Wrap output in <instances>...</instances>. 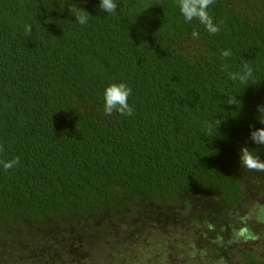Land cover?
I'll return each instance as SVG.
<instances>
[{"label":"trees","instance_id":"trees-1","mask_svg":"<svg viewBox=\"0 0 264 264\" xmlns=\"http://www.w3.org/2000/svg\"><path fill=\"white\" fill-rule=\"evenodd\" d=\"M116 3L110 15L99 0H0V160H20L0 166V219L133 213L205 188L235 205L240 146L264 160L249 138L250 124L262 126L264 0H215V35L186 23L176 0ZM72 4L90 14L86 25ZM244 61L259 82L243 89L225 66ZM109 82L129 86L133 115L104 114ZM234 96L241 106L226 103Z\"/></svg>","mask_w":264,"mask_h":264},{"label":"rangeland","instance_id":"rangeland-1","mask_svg":"<svg viewBox=\"0 0 264 264\" xmlns=\"http://www.w3.org/2000/svg\"><path fill=\"white\" fill-rule=\"evenodd\" d=\"M239 179L243 195L235 205L205 188L133 213L2 218L0 264H242L246 250L264 257V223L255 220L264 172L242 167ZM243 215L254 240L236 236Z\"/></svg>","mask_w":264,"mask_h":264},{"label":"clouds","instance_id":"clouds-1","mask_svg":"<svg viewBox=\"0 0 264 264\" xmlns=\"http://www.w3.org/2000/svg\"><path fill=\"white\" fill-rule=\"evenodd\" d=\"M215 2V0H176V5L179 12L184 18L186 23H191L193 20L198 21L202 24L209 34H217L221 31L219 23L214 22L212 16L209 14V7ZM99 7L107 14H115L117 9L116 0H99ZM69 12L74 19L81 25H86L89 22L90 14L83 8L78 7L76 4H72L68 7ZM25 31L30 32L31 28L29 25H25ZM194 38H199V33L196 31L192 32ZM233 53L229 49L221 51V57L227 58L232 56ZM225 71L230 80L238 82L243 86V89L250 84H256L259 82L254 76L253 65L244 61L238 70L228 71L225 66ZM103 112L105 115L111 116L114 112L122 116H131L134 113L133 107L129 104V96L131 95V89L124 82H109L104 86L103 89ZM228 105L241 106L242 102L237 99V96L229 97L227 102ZM257 117L260 127H254L249 125V138L251 141L264 147V104H258L257 106ZM221 120H217L215 127L217 128ZM209 129L212 127L208 126ZM0 151H3V147L0 146ZM238 161L239 165L249 171L264 172V160L260 159L257 155V149L250 148L246 144L241 145L238 150ZM20 163L19 157H14L10 160H0V166L5 170H10L17 167ZM250 219L248 215L240 217L241 223L245 225L237 233V238L256 239L257 237L247 228V222ZM255 220L258 223H264V206H259L255 209ZM211 228L212 226L209 225Z\"/></svg>","mask_w":264,"mask_h":264}]
</instances>
